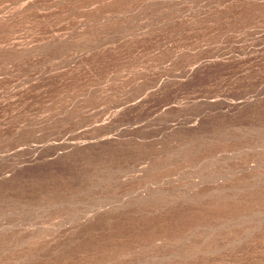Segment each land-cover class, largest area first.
<instances>
[{
  "label": "rangeland",
  "instance_id": "374dc122",
  "mask_svg": "<svg viewBox=\"0 0 264 264\" xmlns=\"http://www.w3.org/2000/svg\"><path fill=\"white\" fill-rule=\"evenodd\" d=\"M0 264H264V0H0Z\"/></svg>",
  "mask_w": 264,
  "mask_h": 264
},
{
  "label": "bare ground",
  "instance_id": "6f19581e",
  "mask_svg": "<svg viewBox=\"0 0 264 264\" xmlns=\"http://www.w3.org/2000/svg\"><path fill=\"white\" fill-rule=\"evenodd\" d=\"M198 68V67H197ZM199 71V70H198ZM248 103V102H247ZM239 104V103H238ZM236 106V105H235ZM230 107V106H229Z\"/></svg>",
  "mask_w": 264,
  "mask_h": 264
}]
</instances>
